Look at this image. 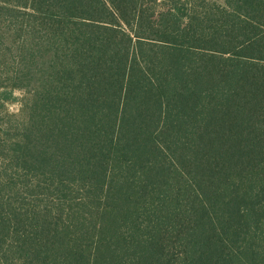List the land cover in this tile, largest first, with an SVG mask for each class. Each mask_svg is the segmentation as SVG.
I'll list each match as a JSON object with an SVG mask.
<instances>
[{"label":"trees","instance_id":"obj_1","mask_svg":"<svg viewBox=\"0 0 264 264\" xmlns=\"http://www.w3.org/2000/svg\"><path fill=\"white\" fill-rule=\"evenodd\" d=\"M0 264H264V0H0Z\"/></svg>","mask_w":264,"mask_h":264},{"label":"rangeland","instance_id":"obj_2","mask_svg":"<svg viewBox=\"0 0 264 264\" xmlns=\"http://www.w3.org/2000/svg\"><path fill=\"white\" fill-rule=\"evenodd\" d=\"M16 96L19 97L20 94H19V93H16ZM9 108H10V110L13 111V112L17 111V110H18V104H17V102H16V101L13 102V103L10 105Z\"/></svg>","mask_w":264,"mask_h":264}]
</instances>
